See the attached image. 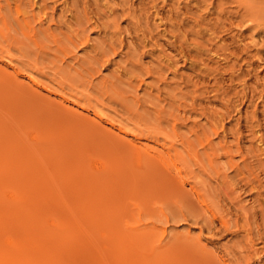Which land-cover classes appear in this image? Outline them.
<instances>
[{"label":"rangeland","instance_id":"374dc122","mask_svg":"<svg viewBox=\"0 0 264 264\" xmlns=\"http://www.w3.org/2000/svg\"><path fill=\"white\" fill-rule=\"evenodd\" d=\"M0 264H264V0H0Z\"/></svg>","mask_w":264,"mask_h":264},{"label":"bare ground","instance_id":"6f19581e","mask_svg":"<svg viewBox=\"0 0 264 264\" xmlns=\"http://www.w3.org/2000/svg\"><path fill=\"white\" fill-rule=\"evenodd\" d=\"M85 106V105H84ZM121 130V129H120ZM121 132H122V130H121ZM131 132V131H130ZM142 148V147H141ZM146 153V152H145ZM169 179V178H168ZM162 232H164V231H162Z\"/></svg>","mask_w":264,"mask_h":264}]
</instances>
